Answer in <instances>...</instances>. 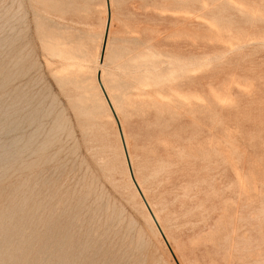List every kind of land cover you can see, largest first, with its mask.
I'll use <instances>...</instances> for the list:
<instances>
[{
    "label": "rangeland",
    "instance_id": "obj_1",
    "mask_svg": "<svg viewBox=\"0 0 264 264\" xmlns=\"http://www.w3.org/2000/svg\"><path fill=\"white\" fill-rule=\"evenodd\" d=\"M111 14L104 78L180 264L258 259L264 0H111ZM102 23L103 0H0V264L172 260L114 125L81 114L66 81L74 64L93 67ZM147 67L154 83L139 79Z\"/></svg>",
    "mask_w": 264,
    "mask_h": 264
},
{
    "label": "bare ground",
    "instance_id": "obj_2",
    "mask_svg": "<svg viewBox=\"0 0 264 264\" xmlns=\"http://www.w3.org/2000/svg\"><path fill=\"white\" fill-rule=\"evenodd\" d=\"M107 10H108V12H107ZM111 24H112L111 0H103V23H102V26L100 29L99 42H98V45L96 46V54H95V59L93 61V67L88 65V66L84 67V69H83V66L80 63L74 64L75 69L73 71L69 72V76L66 79V81L68 83H70L73 88L81 91V97H80V102H79V106H80L79 111L81 114H86V115L90 114V112H92V109L97 108L100 111H102L104 116L108 118L109 122L112 125H114L115 132H116V138H117L119 145H120L121 155H122L124 169H125V179L128 182V186L133 191L135 197L137 199H139L140 206L142 207V211L146 215L148 222L154 224V226L152 228L154 235L163 241V239L161 237V234H162V236L164 237V239L167 243L169 240H168L165 232L163 231V229L159 225L157 215L152 210L151 206L149 205V203L145 197V192L148 191L147 188H144V186L146 184V180H142V179L138 180L135 177V174L133 171L132 160H131V157L129 154V147H128L127 139H126L125 133L123 131V125H122L121 119H120L119 114H118L119 105L116 102V98H115L113 90L108 86V83L105 81V78H104L103 65L105 64V62L107 60V54L109 53V50H110L109 37H110ZM102 53H103V58L101 60ZM66 56L69 59H80L81 58L80 54L75 50L66 54ZM186 65L187 64H183L180 62L170 64V67H168V68H170L169 72L171 74H176V75L180 76L185 71ZM144 70H145V72L139 75L140 76L139 79L149 78V81H151V83H154L151 80V77L157 76V75L153 74L151 71V68H149V67L145 68ZM86 75L88 77L89 83L83 84L82 77H84ZM98 76H99L101 86H102V88L106 94V97L110 103V106L112 108V111H113L117 121L115 120L113 114L111 113V110H110V108H109V106H108V104H107V102L103 96L101 88L97 82ZM144 94L149 95L150 93L147 92ZM128 163H129V166L131 168L132 175H133V178L135 180L136 186H137L138 190L140 191V194L144 198L146 205L148 206L149 210L151 211L152 217L148 213L143 201L140 198L139 192L137 191V189L135 188L134 184L131 181ZM155 224H157V226L159 227L161 234L157 230ZM163 243H164V241L162 242V244ZM163 245H165V243ZM168 246L170 249H173L170 244H168ZM164 247H165V249L167 248L166 245ZM166 250H168V248ZM168 252H169V256L171 259H173V257H175L178 260L174 251L168 250ZM170 252L172 253V255ZM178 264H180L179 260H178Z\"/></svg>",
    "mask_w": 264,
    "mask_h": 264
},
{
    "label": "snow or ice",
    "instance_id": "obj_3",
    "mask_svg": "<svg viewBox=\"0 0 264 264\" xmlns=\"http://www.w3.org/2000/svg\"><path fill=\"white\" fill-rule=\"evenodd\" d=\"M204 7H208L207 4L204 5ZM261 239H260V256L258 259L253 260L250 258L246 259H235V258H229V254L225 253V258L223 260H216L213 262V264H264V221H262L261 225ZM168 244L173 243V241H168ZM170 251H179V248L177 249H170ZM233 257L235 254H232ZM76 264H102V262H96V261H79L76 262ZM140 264H150L148 261H142ZM156 264H178V260L174 257L172 260L165 259L164 261H157ZM183 264H194L191 260H185L183 261ZM207 264V262H205Z\"/></svg>",
    "mask_w": 264,
    "mask_h": 264
},
{
    "label": "water",
    "instance_id": "obj_4",
    "mask_svg": "<svg viewBox=\"0 0 264 264\" xmlns=\"http://www.w3.org/2000/svg\"><path fill=\"white\" fill-rule=\"evenodd\" d=\"M103 46H104V45H103ZM102 58H103V53H102V55H101V60H102ZM97 82H98V84H99V86H100V88H101V91H102V93H103V96H104V98H105V100H106V102H107V104H108V106H109V108H110V110H111V113L113 114V116H114V118H115V120H116V117H115V115H114V113H113V111H112V108H111V106H110V103H109V101H108V99H107V97H106V94H105V92H104L102 86H101V83H100V80H99V76L97 77ZM116 121H117V120H116ZM126 157H127V156H126ZM127 162H128V161H127ZM128 167H129V174H130V177H131V181H132V183L134 184V186H135V188L137 189V191L139 192L140 198H141V200L143 201V203H144V205H145V207H146L148 213H149L150 216L152 217V213H151V211L149 210L148 206H147L146 203H145L144 198L142 197V195L140 194V191L138 190V188H137V186H136V183H135V180H134V178H133L132 171H131V168H130V166H129V163H128ZM155 226H156L157 230L159 231V233L161 234L160 229H159V227L157 226V224H155ZM161 237H162V239H163L165 245L167 246L168 250L170 251V248H169L168 244L166 243V241H165L164 237L162 236V234H161ZM170 253H171V252H170ZM171 255H172V253H171ZM172 257H173V256H172ZM173 258H174V257H173Z\"/></svg>",
    "mask_w": 264,
    "mask_h": 264
}]
</instances>
